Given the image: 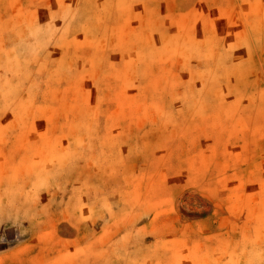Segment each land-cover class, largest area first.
Returning <instances> with one entry per match:
<instances>
[{
  "label": "rangeland",
  "instance_id": "obj_1",
  "mask_svg": "<svg viewBox=\"0 0 264 264\" xmlns=\"http://www.w3.org/2000/svg\"><path fill=\"white\" fill-rule=\"evenodd\" d=\"M0 264H264V0H0Z\"/></svg>",
  "mask_w": 264,
  "mask_h": 264
}]
</instances>
